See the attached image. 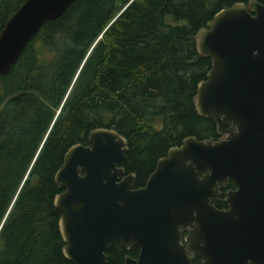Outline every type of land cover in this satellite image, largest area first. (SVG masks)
Instances as JSON below:
<instances>
[{
	"label": "trees",
	"instance_id": "16d2710c",
	"mask_svg": "<svg viewBox=\"0 0 264 264\" xmlns=\"http://www.w3.org/2000/svg\"><path fill=\"white\" fill-rule=\"evenodd\" d=\"M23 1L0 0V30ZM239 1L249 0H76L44 23L0 74V264H73L62 252L53 198L64 188L54 174L92 128L126 138L119 165L135 187L183 138L221 136L194 106L211 57L193 36ZM211 200L226 207L222 196ZM138 251L112 239L103 264Z\"/></svg>",
	"mask_w": 264,
	"mask_h": 264
},
{
	"label": "water",
	"instance_id": "95a60500",
	"mask_svg": "<svg viewBox=\"0 0 264 264\" xmlns=\"http://www.w3.org/2000/svg\"><path fill=\"white\" fill-rule=\"evenodd\" d=\"M74 1L24 0L0 30V74ZM193 39L211 57L194 106L221 136L183 138L137 188L119 165L127 145L115 128H92L86 144L70 146L54 174L64 189L53 205L73 264H103L112 239L139 248L124 264H264V0L221 8ZM229 179L235 189L217 208L210 198Z\"/></svg>",
	"mask_w": 264,
	"mask_h": 264
},
{
	"label": "flooded vegetation",
	"instance_id": "af4514ba",
	"mask_svg": "<svg viewBox=\"0 0 264 264\" xmlns=\"http://www.w3.org/2000/svg\"><path fill=\"white\" fill-rule=\"evenodd\" d=\"M123 169H124V168H123ZM153 171H154V169H153ZM153 171H152V172H153ZM152 172H151V173H152ZM151 173H150V175H151ZM128 174H129V173H128ZM124 175H127V174H125V171H124ZM150 175H149V176H150ZM149 176H148V178H149ZM148 178H147V179H148ZM147 179H146V181H147ZM133 181H134V180H133ZM146 181H145V182H146ZM230 181H232V180L229 179V180H228V183H227V185H226L225 187H220V188H219V191H220L219 196H213V197H220V196H222V197H223V200H224L225 192H226L227 190H230V189H235V184H234L233 181H232V182H233V185H234V186H229V185H230ZM133 186H134V185H133ZM134 187H135V186H134ZM135 188H137V187H135ZM213 197L210 198L211 203H212V200H211V199H212ZM224 201H225V200H224ZM225 203H226V202H225ZM226 207H227V203H226ZM226 207H225V208H226ZM184 234H185V233H183V235H184ZM183 235H182V236H183ZM131 248H132V247H131ZM126 250H129V249H126ZM125 256H126V255H125ZM130 257H131V256H130ZM136 257H137V256H136ZM133 258H135V257H133ZM193 258H194V257H193ZM193 258H191V259H193ZM124 259H125V258H124ZM190 261H191V260H190ZM104 262H105V261H104ZM252 264H253V263H252Z\"/></svg>",
	"mask_w": 264,
	"mask_h": 264
}]
</instances>
